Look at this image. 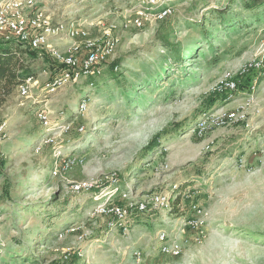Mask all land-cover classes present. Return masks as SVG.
I'll use <instances>...</instances> for the list:
<instances>
[{
	"label": "rangeland",
	"instance_id": "374dc122",
	"mask_svg": "<svg viewBox=\"0 0 264 264\" xmlns=\"http://www.w3.org/2000/svg\"><path fill=\"white\" fill-rule=\"evenodd\" d=\"M37 1L55 23L80 21L92 37L112 24L117 47L101 75L52 92L45 83L61 65L40 50L45 59L29 62L39 85L27 97L15 87L0 99V264H54L66 255L73 264H264V77L256 69L241 73L245 64L264 60V8L254 17L234 0L232 10L251 16V24L232 33L210 13L230 0H165L169 18L143 9L142 28L133 25L140 0ZM203 18L204 29L194 25ZM169 24L183 66L157 38ZM71 41L65 28L51 44ZM229 75L237 84L233 97L218 90ZM82 101L88 106L79 112ZM40 106L55 125L40 122ZM233 110L244 117L201 137L192 132L206 113ZM74 119L70 133L60 131ZM47 134L56 146L38 150ZM72 155L83 162L55 174L56 161ZM115 172L120 193L142 196L179 184L192 196L180 193L171 209L143 213L125 231L110 229L89 212ZM83 180L99 185L72 191ZM191 201L207 214L200 240L179 231L192 214ZM72 226L76 232H64ZM161 230L183 243L180 256L161 253Z\"/></svg>",
	"mask_w": 264,
	"mask_h": 264
},
{
	"label": "built area",
	"instance_id": "2783aa9c",
	"mask_svg": "<svg viewBox=\"0 0 264 264\" xmlns=\"http://www.w3.org/2000/svg\"><path fill=\"white\" fill-rule=\"evenodd\" d=\"M165 0H140V8L136 11V17L133 25L136 28L144 26L143 9L156 10L159 18L167 17L171 14L170 7L164 5ZM66 28L68 37L72 39L70 43L62 48H55L51 44V40L58 38ZM113 25L103 28L102 35L92 37L84 23L71 20L67 24L55 23L51 13L46 7L37 0H0V42L19 44L23 47L33 50H43L50 53L52 57L62 65L61 70L55 75L50 76V80L45 83V89L49 92L69 84L78 82L82 77H95L103 73L105 63L109 61L116 52L117 38L113 34ZM118 66L115 67L117 69ZM251 69L258 70L264 77V60L251 61L244 65L241 73H247ZM48 74L46 69L43 70ZM40 80L36 76H28L19 86L18 92L21 96L27 97ZM255 85L252 89L255 90ZM227 89L234 96L237 91V84L229 75L225 78L223 84L218 90ZM88 103L82 101L79 105V112H83ZM218 112V111H217ZM210 112L203 115L194 126L192 132L201 137L209 128L221 126L231 118H243L237 111H221L220 113ZM37 117L40 122L50 128L57 123L52 121L48 115L46 107H39ZM75 119L69 121L59 127L63 133H69L73 130ZM83 126L79 127L82 130ZM1 141V138H0ZM57 141L51 134L45 135L37 145V149L43 147H54ZM83 159L72 155L61 158L55 163L54 173H62L71 169L74 165L82 163ZM111 175V183L100 190V194L95 196L98 201L96 206L89 212V218L97 217L105 218V222L110 229L119 228L125 231L139 214L152 215L157 211H163L172 208V200L179 193V184H173L168 191L153 192L138 196L131 190L119 192L117 179ZM94 184L90 181L83 180L74 182L71 185L72 191L80 193L89 191ZM99 185V184H98ZM96 186V185H95ZM102 186V184H101ZM111 187V188H109ZM120 194V195H119ZM187 198H191L189 191H182ZM116 196H118L116 198ZM192 214L189 215L179 227V231H192L196 234L195 239L200 240L204 235L203 226L206 222V210L198 202L191 201ZM64 232H76L74 226L67 227ZM64 232H60L59 236H64ZM160 241V251L163 255L178 257L184 251V245L178 239L176 234H171L161 230L157 234Z\"/></svg>",
	"mask_w": 264,
	"mask_h": 264
},
{
	"label": "trees",
	"instance_id": "16d2710c",
	"mask_svg": "<svg viewBox=\"0 0 264 264\" xmlns=\"http://www.w3.org/2000/svg\"><path fill=\"white\" fill-rule=\"evenodd\" d=\"M232 2H234V0H230L225 6L216 7L210 10V13L219 18L220 26L225 29H231L232 33H236L241 30L242 27L251 24L247 23L249 18L251 16H257L259 14V11L257 12V10H260L259 8H261V6L264 8V0H242L241 3L244 5V8L251 12V16H245L242 18L240 13L238 14L236 11L232 10ZM169 16L164 19L167 20ZM205 18L195 21L194 25L204 29L206 27ZM170 24V27L164 33H157V38L161 41L163 46H165L167 50L166 52L171 53L172 59L175 58V63L178 65L182 64L183 66L185 62L183 61L185 54L182 53L180 43L171 41L170 34L172 33L173 26ZM210 24L211 26L213 25L211 22ZM189 50L190 49H188V51ZM46 54L47 53L45 52L41 53L40 50L28 49L19 44L0 42V99L5 100L7 95L10 94L15 87H18L28 76H35V73L30 69L31 64L29 62L34 59H45ZM171 62L173 63V61ZM168 64V62H166V64H161L157 69V72H163ZM60 67H62V65ZM74 124H76V121ZM180 188L177 190V193L182 194ZM63 258L65 259L55 262L54 264H73L72 261H68V255Z\"/></svg>",
	"mask_w": 264,
	"mask_h": 264
},
{
	"label": "crops",
	"instance_id": "0c3cea01",
	"mask_svg": "<svg viewBox=\"0 0 264 264\" xmlns=\"http://www.w3.org/2000/svg\"><path fill=\"white\" fill-rule=\"evenodd\" d=\"M67 44H68V43H67ZM67 44H66V45H67ZM63 46H65V45H63ZM139 215H141V214H139ZM139 215L136 216V218H137L136 220H140V219L142 218V217H140ZM147 218H149L148 215H146V219H145V220H147Z\"/></svg>",
	"mask_w": 264,
	"mask_h": 264
}]
</instances>
